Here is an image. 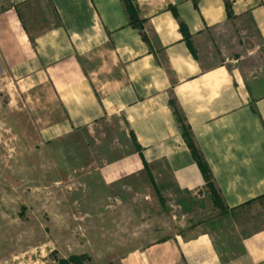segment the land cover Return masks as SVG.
<instances>
[{
	"label": "crops",
	"instance_id": "1",
	"mask_svg": "<svg viewBox=\"0 0 264 264\" xmlns=\"http://www.w3.org/2000/svg\"><path fill=\"white\" fill-rule=\"evenodd\" d=\"M230 3L233 17L225 0H0V64L18 84L50 86L65 117L44 130H94L109 117L123 119L142 154L134 148L103 165L106 183L147 168L157 185L174 184L184 195L206 185L176 109L233 210L264 196V69L249 78L197 50L231 28H251L257 42L249 53L260 56L264 0ZM242 249L223 262L200 232L121 263L264 264V229L245 237Z\"/></svg>",
	"mask_w": 264,
	"mask_h": 264
},
{
	"label": "rangeland",
	"instance_id": "2",
	"mask_svg": "<svg viewBox=\"0 0 264 264\" xmlns=\"http://www.w3.org/2000/svg\"><path fill=\"white\" fill-rule=\"evenodd\" d=\"M230 31L199 44L201 57L249 78L263 72L264 52L249 53L256 32ZM64 117L48 84H18L0 64V264H122L151 244L200 232L226 262L264 229V196L227 210L207 184L184 195L157 185L147 168L106 183L100 168L135 148L130 130L121 117L94 130H44Z\"/></svg>",
	"mask_w": 264,
	"mask_h": 264
},
{
	"label": "trees",
	"instance_id": "3",
	"mask_svg": "<svg viewBox=\"0 0 264 264\" xmlns=\"http://www.w3.org/2000/svg\"><path fill=\"white\" fill-rule=\"evenodd\" d=\"M225 4H226V8H227V12H228L229 17H233V12H232L230 0H225ZM181 30L185 36L187 43L189 44V46L192 49V46L190 43V37L191 36H190L187 28L184 26V24H181ZM175 113L179 117V120L182 122L183 137L185 138L187 145L189 146L194 158L196 159V161L198 163V166H199V168H200V170L204 176V179L206 181L207 186L211 189V191L214 195L215 203H220L221 202V196H220L219 191L213 182L212 171H211L210 167L208 166L207 162L205 161V159L203 158L202 154L200 153L199 149L197 148L191 130L189 129V127H187L184 124L183 119L181 118L180 114L178 113V111L176 109H175ZM130 136L132 138V141H133V144H134L136 151H138L140 154H142V148L137 143V139L135 137V134L132 131H130ZM250 202H252V201H249V203Z\"/></svg>",
	"mask_w": 264,
	"mask_h": 264
}]
</instances>
